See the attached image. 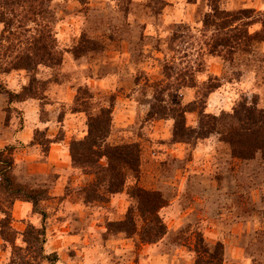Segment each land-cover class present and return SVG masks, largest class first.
<instances>
[{
  "label": "rangeland",
  "instance_id": "1",
  "mask_svg": "<svg viewBox=\"0 0 264 264\" xmlns=\"http://www.w3.org/2000/svg\"><path fill=\"white\" fill-rule=\"evenodd\" d=\"M262 114L264 0H0V160L37 198L0 180V264L29 226L38 264H264V148L223 136ZM140 191L164 203L157 242ZM128 215L134 234L109 226Z\"/></svg>",
  "mask_w": 264,
  "mask_h": 264
},
{
  "label": "trees",
  "instance_id": "2",
  "mask_svg": "<svg viewBox=\"0 0 264 264\" xmlns=\"http://www.w3.org/2000/svg\"><path fill=\"white\" fill-rule=\"evenodd\" d=\"M215 11V10H214ZM210 15L207 17L209 19ZM205 26L210 27L208 22H204ZM225 45L227 43H224ZM210 89V88H209ZM212 89H210L211 91ZM235 115V114H234ZM258 116V117H263ZM237 118L236 116H234ZM264 118V117H263ZM238 119V118H237ZM238 121V120H237ZM239 122V121H238ZM257 126L253 127H241L239 125L238 128H235L231 130L230 132L226 133L225 137H227L229 143L233 147V152L238 157L243 159H248L256 150H263V142H264V129L258 126L260 123L259 121L256 122ZM253 122V124H256ZM264 123V119L263 122ZM178 124H181L179 122ZM179 126V125H178ZM181 127V125H180ZM214 128V127H213ZM103 129H100V133L102 132L103 136ZM185 130L177 129L175 128L174 137L179 138H185L188 135L185 134ZM243 137H247V146L242 148H237L236 146L241 142ZM182 140V139H181ZM235 148V149H234ZM134 148L133 146H127L124 148H115L112 151L116 152V156L114 154H110L109 160L112 161L113 165L111 167H108L110 174V182L109 187H116L114 186L113 179H116L117 177H121L120 175V167H118L119 164H123V166L128 167L131 171L135 172V168L133 169V166L135 167V159L133 158L130 151H132ZM0 157H2V151H0ZM77 160H75L76 162ZM115 163V164H114ZM0 180H1V187L5 184L6 189H8L9 193L14 196L15 199H21L23 198L25 201L32 203L33 210L36 213V206H37V198L32 193H25L20 188H13L11 179L8 175L9 173V164H6L5 162L0 160ZM5 165V167H3ZM113 167V168H112ZM139 190V189H138ZM134 192V191H133ZM141 192V191H140ZM142 194L137 196L138 204L137 209L141 216V220L145 223L146 230L142 234V240L146 243H153L160 240L164 234H165V227L159 218L157 212L158 209L163 207L164 203L162 199L156 194V193H146L141 192ZM134 193L132 194V197H134ZM44 216V215H43ZM147 216V217H145ZM110 227L115 226L117 227L118 231H123L128 235L134 234L133 230L135 228V223L132 220V218L128 215L124 221H121L116 224H110ZM144 230V229H143ZM1 237L4 241V234L1 233ZM24 242L26 243V248L21 250L20 248L14 249V258L12 259L11 264H16V259L18 262H22V264H38L39 261H49L50 263H53L56 261V259L53 256H43V249L42 244L44 243L43 237H44V229H35L32 226H29L27 231L23 234ZM34 248L33 251L31 249ZM19 252H24V257H21ZM32 254L30 257L29 254ZM26 254H28L26 256ZM29 257L28 260H24L25 258ZM24 258V259H23ZM53 258V259H51Z\"/></svg>",
  "mask_w": 264,
  "mask_h": 264
},
{
  "label": "crops",
  "instance_id": "3",
  "mask_svg": "<svg viewBox=\"0 0 264 264\" xmlns=\"http://www.w3.org/2000/svg\"><path fill=\"white\" fill-rule=\"evenodd\" d=\"M23 205H24V207H22L23 210H29L27 206L28 204L23 203ZM16 206L20 207V205H16ZM23 213H26V211H24Z\"/></svg>",
  "mask_w": 264,
  "mask_h": 264
}]
</instances>
